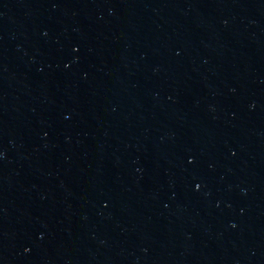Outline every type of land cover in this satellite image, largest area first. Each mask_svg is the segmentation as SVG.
I'll list each match as a JSON object with an SVG mask.
<instances>
[{
  "label": "water",
  "instance_id": "95a60500",
  "mask_svg": "<svg viewBox=\"0 0 264 264\" xmlns=\"http://www.w3.org/2000/svg\"><path fill=\"white\" fill-rule=\"evenodd\" d=\"M0 264H264V0H0Z\"/></svg>",
  "mask_w": 264,
  "mask_h": 264
}]
</instances>
